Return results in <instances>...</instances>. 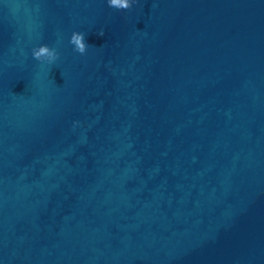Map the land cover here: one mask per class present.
<instances>
[{
    "label": "water",
    "instance_id": "1",
    "mask_svg": "<svg viewBox=\"0 0 264 264\" xmlns=\"http://www.w3.org/2000/svg\"><path fill=\"white\" fill-rule=\"evenodd\" d=\"M0 264H264V0H0Z\"/></svg>",
    "mask_w": 264,
    "mask_h": 264
},
{
    "label": "clouds",
    "instance_id": "2",
    "mask_svg": "<svg viewBox=\"0 0 264 264\" xmlns=\"http://www.w3.org/2000/svg\"><path fill=\"white\" fill-rule=\"evenodd\" d=\"M135 0H108L109 6L118 10H130L133 7ZM99 35L102 37L104 32L101 31ZM70 43L74 45V50L81 55L85 54L88 45L85 43V36L82 33H73ZM33 57L41 63L54 64L60 57L59 53L47 45L40 46L33 49Z\"/></svg>",
    "mask_w": 264,
    "mask_h": 264
}]
</instances>
